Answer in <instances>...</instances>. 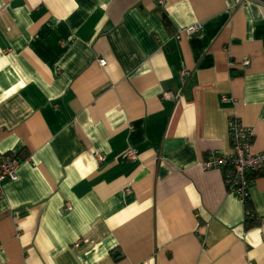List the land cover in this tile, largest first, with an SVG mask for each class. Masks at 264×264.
Returning a JSON list of instances; mask_svg holds the SVG:
<instances>
[{
    "label": "crops",
    "instance_id": "crops-1",
    "mask_svg": "<svg viewBox=\"0 0 264 264\" xmlns=\"http://www.w3.org/2000/svg\"><path fill=\"white\" fill-rule=\"evenodd\" d=\"M233 117L263 153L264 6L0 0V264H264L263 174L200 167Z\"/></svg>",
    "mask_w": 264,
    "mask_h": 264
},
{
    "label": "built area",
    "instance_id": "built-area-1",
    "mask_svg": "<svg viewBox=\"0 0 264 264\" xmlns=\"http://www.w3.org/2000/svg\"><path fill=\"white\" fill-rule=\"evenodd\" d=\"M257 4L264 6V0H235V4L239 7L247 4ZM159 4L163 5V0H159ZM202 24L196 23L188 27L178 30L175 35L179 39L181 35L192 36L198 34L202 30ZM99 66H106L105 60L98 61ZM249 65V60L242 62L243 67ZM187 70L181 71L182 77H187ZM171 94H163L164 99L171 98ZM228 139L231 146L230 153H222L220 151H211L200 167L203 171L222 170L225 172L224 182L229 193L243 202L249 200V190L254 182V175L263 174L264 176V152L253 151V132L244 126L237 118H230L228 121ZM125 159L136 161L138 153L132 148H128L124 154ZM94 157L103 162L104 157L98 152L94 153ZM22 160L8 153L0 152V200L3 197V182L5 180L16 181L18 178L17 171ZM71 208L67 206L66 210ZM246 218H256L249 211H245ZM79 243L75 244L78 247Z\"/></svg>",
    "mask_w": 264,
    "mask_h": 264
},
{
    "label": "trees",
    "instance_id": "trees-1",
    "mask_svg": "<svg viewBox=\"0 0 264 264\" xmlns=\"http://www.w3.org/2000/svg\"><path fill=\"white\" fill-rule=\"evenodd\" d=\"M163 22L166 24L165 17H163ZM249 211H251V210H249ZM254 223H256V218H246L245 217V225L247 226V228H250Z\"/></svg>",
    "mask_w": 264,
    "mask_h": 264
}]
</instances>
